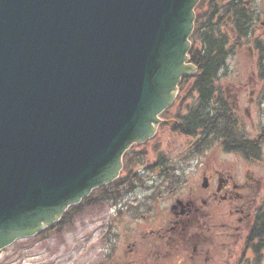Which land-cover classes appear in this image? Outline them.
Listing matches in <instances>:
<instances>
[{
	"label": "water",
	"instance_id": "obj_1",
	"mask_svg": "<svg viewBox=\"0 0 264 264\" xmlns=\"http://www.w3.org/2000/svg\"><path fill=\"white\" fill-rule=\"evenodd\" d=\"M197 0H0V248L111 180L151 131Z\"/></svg>",
	"mask_w": 264,
	"mask_h": 264
},
{
	"label": "flooded vegetation",
	"instance_id": "obj_2",
	"mask_svg": "<svg viewBox=\"0 0 264 264\" xmlns=\"http://www.w3.org/2000/svg\"><path fill=\"white\" fill-rule=\"evenodd\" d=\"M244 7L256 12L250 2ZM196 81L174 83L176 98L158 115L154 135L132 144L109 182L107 248L95 264L264 261V91L250 89L241 109L238 93L225 92L217 77L206 104ZM251 107L263 117L257 127ZM211 111L231 126H211ZM212 148L228 157L217 163ZM196 155L198 174L190 163Z\"/></svg>",
	"mask_w": 264,
	"mask_h": 264
},
{
	"label": "rangeland",
	"instance_id": "obj_3",
	"mask_svg": "<svg viewBox=\"0 0 264 264\" xmlns=\"http://www.w3.org/2000/svg\"><path fill=\"white\" fill-rule=\"evenodd\" d=\"M249 2L259 13L256 19L254 12L256 20L253 24V36L264 38V0ZM257 61V51L251 46L236 47L235 52L228 58L224 75H221L225 92L229 95L238 93L241 109L243 101L249 96L250 89L254 88L256 94L263 95L264 69L263 76L259 74V69L264 65V61L259 63ZM187 100L190 102V98ZM250 111L254 116V125L257 127L263 117L258 118L260 113L256 112L254 107H251ZM247 125L249 126L250 123H246ZM181 139L185 141L184 138H177L178 141ZM209 155L212 160L214 156L217 163L228 157L215 148L209 151ZM190 163L194 173L201 172L202 166L197 162V155L194 159H190ZM110 209L109 205L104 208L97 205L85 209L80 215H74L63 225L46 226L33 235L22 236L0 251V264H95V261L102 257L101 254L106 252L105 234L108 229Z\"/></svg>",
	"mask_w": 264,
	"mask_h": 264
},
{
	"label": "trees",
	"instance_id": "obj_4",
	"mask_svg": "<svg viewBox=\"0 0 264 264\" xmlns=\"http://www.w3.org/2000/svg\"><path fill=\"white\" fill-rule=\"evenodd\" d=\"M205 0H201L199 8L202 7ZM208 9L206 12L198 13L197 27L190 51V59L198 66L196 74L197 81L193 83L197 94L201 95L200 102L207 101L209 97L216 93L213 90V79L218 77L219 72L226 66V61L233 52V49L242 44H250L257 51L258 63L264 61V38L253 36L251 31L252 15L244 7L243 0H229L225 4H221L220 0H208ZM220 14V18L215 20V15ZM228 15H231V22L234 28L233 33L223 31L221 21ZM198 44V46H197ZM264 65H261L259 74L263 76ZM209 124L212 126L214 122L219 126H231V122L223 121L220 115L210 112ZM225 115V114H224ZM215 118L218 120L216 122ZM102 189V188H101ZM99 189L98 191H100ZM92 194L91 198L95 199ZM82 204L71 206L57 224L60 225L69 219L74 213L80 212Z\"/></svg>",
	"mask_w": 264,
	"mask_h": 264
}]
</instances>
